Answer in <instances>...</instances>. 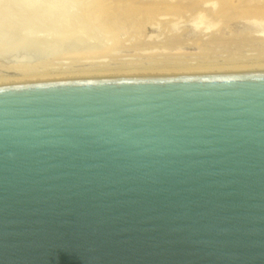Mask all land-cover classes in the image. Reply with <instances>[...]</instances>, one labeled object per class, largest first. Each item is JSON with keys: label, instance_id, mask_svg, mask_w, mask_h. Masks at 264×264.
Instances as JSON below:
<instances>
[{"label": "water", "instance_id": "water-1", "mask_svg": "<svg viewBox=\"0 0 264 264\" xmlns=\"http://www.w3.org/2000/svg\"><path fill=\"white\" fill-rule=\"evenodd\" d=\"M0 264H264V65L0 82Z\"/></svg>", "mask_w": 264, "mask_h": 264}, {"label": "rangeland", "instance_id": "rangeland-1", "mask_svg": "<svg viewBox=\"0 0 264 264\" xmlns=\"http://www.w3.org/2000/svg\"><path fill=\"white\" fill-rule=\"evenodd\" d=\"M26 1L0 0V82L264 65V0Z\"/></svg>", "mask_w": 264, "mask_h": 264}, {"label": "bare ground", "instance_id": "bare-ground-1", "mask_svg": "<svg viewBox=\"0 0 264 264\" xmlns=\"http://www.w3.org/2000/svg\"><path fill=\"white\" fill-rule=\"evenodd\" d=\"M21 1H22V0H21ZM27 1H29V0H27ZM27 1L25 2L26 5H28V4H27ZM23 3H24V2H23ZM35 4H36V3H35ZM21 5H22V3H21ZM24 6H25V5L23 4V7H24ZM35 6H37V4H36ZM52 6H53V5H52ZM25 7H27V6H25ZM157 7H158V6H157ZM168 8H169V7H168ZM34 9H35V8H34ZM34 9H33V10H34ZM130 9H131V8H130ZM130 9H128V10L130 11ZM134 9H136V8L133 7V10H134ZM147 9H148V8H147ZM149 9H150V8H149ZM165 9H166V8H165ZM41 10L43 11V9H41ZM150 10H151V12H149V10H148V13H147L148 15H150V13H153L152 10H155V9L152 8V9H150ZM169 10H174V9H169ZM42 11H41V12H42ZM44 11H45V9H44ZM44 11H43V12H44ZM50 11H51V10H50ZM129 11H126V12L124 11V13L127 14ZM145 11L147 12L146 9H145ZM145 11H144V13H146ZM167 11H168V10H167ZM167 11H166V12H167ZM43 12H42V14H43ZM51 12H53V11H51ZM102 12H103V11H102ZM135 12L137 13L136 10H135ZM163 12H164V11H163ZM168 12H169V11H168ZM171 12H173V11H170L169 13H171ZM46 13H47V12H46ZM48 13H49V12H48ZM119 13H120V12H117L118 17H119ZM122 13H123V12H122ZM122 13H121V14H122ZM124 13H123V14H124ZM50 14H52V13H49V15H50ZM113 14H114V13H113ZM129 14H131V13H129ZM147 14H146V15H147ZM153 14H154V13H153ZM157 14H161V15H162L163 13H159V12H157ZM164 14H168V13H165V12H164ZM113 16H114V15H113ZM202 16H203V15H202ZM115 17H117L116 13H115ZM115 17H114V20L116 21L117 18H115ZM198 17L200 18L201 16H198ZM46 18H47V17H46ZM200 20H201V19H200ZM108 42H109V41H108ZM102 46H103V45H102ZM105 46H106V44H105ZM110 46H111V45H110ZM100 48H102V47H100ZM107 48H108V47H107ZM107 48H106V49H107ZM88 50H89V49H88ZM91 51H92V50H91ZM91 51L89 50V52H91ZM100 51H101V50H100ZM93 52L95 53V49H94ZM93 52H92V53H93ZM97 52H98V51H97ZM69 53H72V55H78V54H79L77 51H74V52L71 51V52H69ZM77 53H78V54H77ZM84 53H86V52H84ZM87 53H88V52H87ZM88 54H90V53H88ZM81 55H82V54H81ZM263 61H264V60H263ZM39 66H40V64H39ZM44 66H45V65H44ZM44 66H43V67H44ZM248 66H249V65H248ZM251 66H252V65H251ZM253 66H255V65H253ZM41 67H42V65H41ZM43 67H42V68L39 67V68H40V69H44ZM207 67H208V66H207ZM207 67H206V69H208ZM233 67H234V66H233ZM238 67H239V66H238ZM18 68H20V67H18ZM22 68H23V67H22ZM22 68L19 69V70H20L19 72H21V70H22L23 72H25L26 70H28V68L25 69V70H23ZM25 68H26V67H25ZM30 68H31V67H30ZM34 68H36V70H38V69H37V65H36V67H34ZM34 68L32 67L31 69L33 70ZM199 68H200V67H199ZM199 68H198V69H199ZM213 68H214V67H213ZM223 68H224V67H223ZM14 69H15V67H14ZM187 69H188V68H187ZM191 69H192V68H191ZM194 69H195V68H194ZM200 69H201V68H200ZM36 70L33 71V72H36ZM30 71H31V70L29 69V72H28V71H27V72L30 73ZM44 71H45V70H44ZM44 71L41 70L42 74H43ZM132 71H133V70H132ZM23 72H21L20 74H23ZM38 72H39V71H38ZM46 72H47V71H46ZM46 72H45V73H46ZM109 72H110V71H109ZM127 72H128V71H127ZM28 73H26V74L28 75ZM31 73H32V72H31ZM45 73H44V74H45ZM99 73H100V72H99ZM106 73H107V72H106ZM42 74L39 73V75H42ZM44 74H43V75H44ZM93 74H94V73H93ZM23 75H25V74H23ZM23 75H22V76H23ZM27 75H26V76H27ZM31 75H32V74H31ZM37 75H38V74H37ZM46 75H47V73H46ZM67 75H68V74H67ZM72 75H73V74H72ZM74 75H75V74H74ZM80 75H81V74H80ZM83 75H84V73H83ZM26 76H25V77H26ZM28 76H30V75H28ZM28 76H27V77H28ZM48 76H49V75H48ZM53 76H55V75H53ZM75 76H76V75H75ZM30 77H31V76H30ZM1 79H2V78H1ZM27 79H28V78H27ZM3 80H4V78H3ZM6 80H7V79H6ZM17 80H18V79H17Z\"/></svg>", "mask_w": 264, "mask_h": 264}]
</instances>
